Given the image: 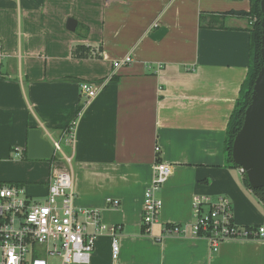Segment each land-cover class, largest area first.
Listing matches in <instances>:
<instances>
[{"label": "crops", "instance_id": "obj_1", "mask_svg": "<svg viewBox=\"0 0 264 264\" xmlns=\"http://www.w3.org/2000/svg\"><path fill=\"white\" fill-rule=\"evenodd\" d=\"M249 8L250 0H0V180L42 199L63 162L58 153L28 159V132L62 137L75 205L120 227L117 258L103 233L87 264H264V240L226 239L213 252L191 233L195 196L226 197L235 225L263 222V205L223 149L249 65ZM79 44L91 55L75 57ZM126 54L133 61L114 68ZM83 81L100 87L94 98L81 95ZM73 120L72 145L63 132ZM156 158L171 173L147 232L141 208ZM167 224L184 232L167 233Z\"/></svg>", "mask_w": 264, "mask_h": 264}, {"label": "built area", "instance_id": "obj_2", "mask_svg": "<svg viewBox=\"0 0 264 264\" xmlns=\"http://www.w3.org/2000/svg\"><path fill=\"white\" fill-rule=\"evenodd\" d=\"M2 57L0 42V60ZM132 61L131 54H126L114 60L113 67L126 66ZM99 89L97 84L87 81L79 85V91L86 99L94 98ZM74 125L75 120L63 132L72 145L75 143ZM61 141L62 137H51L50 156L58 153L63 165H53L42 199L32 198L22 184L0 180V264H87L96 238L103 233L112 237L111 254L113 259L117 258L119 244L116 235L120 227L105 224L96 208L75 205L71 157L62 152ZM158 150L155 146V151ZM15 151L17 156H21L19 148ZM238 171L245 173L241 167ZM170 173L171 165L168 163L160 160L153 164L152 178L144 190L141 208V221L147 232L161 210L158 192ZM118 204L117 199L108 200L109 207H117ZM192 215V235L205 238L213 252L226 239L264 240V212L261 224L235 225L226 197L210 201L207 197L195 196ZM164 230L177 235L184 232L177 224H167Z\"/></svg>", "mask_w": 264, "mask_h": 264}, {"label": "water", "instance_id": "obj_3", "mask_svg": "<svg viewBox=\"0 0 264 264\" xmlns=\"http://www.w3.org/2000/svg\"><path fill=\"white\" fill-rule=\"evenodd\" d=\"M260 9V53L264 60V0H260ZM231 154L234 163L244 169L250 186L254 189L264 188V65L254 80L251 100L245 109L242 125L233 139ZM50 155V143L41 136L39 129L31 128L28 132L27 158L48 159Z\"/></svg>", "mask_w": 264, "mask_h": 264}, {"label": "trees", "instance_id": "obj_4", "mask_svg": "<svg viewBox=\"0 0 264 264\" xmlns=\"http://www.w3.org/2000/svg\"><path fill=\"white\" fill-rule=\"evenodd\" d=\"M243 15L247 16L248 21L250 22L248 29L249 65L246 76L241 84L238 98L235 101L233 110L227 122L224 144H223L225 165L227 167H233V168L239 167L237 164L234 163L232 159L231 152H232L233 139L242 125L245 109L251 100V93H252L254 80L260 68L264 65V60L262 59L260 53L261 34H262V28L260 24L262 18V13L260 9V0H250V8L248 11L243 12ZM90 51H91L90 48L82 44H79L74 47L72 53L75 57H84L91 55ZM81 108L82 105H79L76 115H78ZM24 156H26V154H24ZM156 161H160V159L156 158ZM242 183L247 189H249L253 193V195L264 207V188H255V189L252 188L248 182L245 173L242 174Z\"/></svg>", "mask_w": 264, "mask_h": 264}, {"label": "rangeland", "instance_id": "obj_5", "mask_svg": "<svg viewBox=\"0 0 264 264\" xmlns=\"http://www.w3.org/2000/svg\"><path fill=\"white\" fill-rule=\"evenodd\" d=\"M44 168V167H43ZM27 184V183H26Z\"/></svg>", "mask_w": 264, "mask_h": 264}]
</instances>
